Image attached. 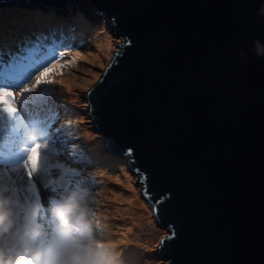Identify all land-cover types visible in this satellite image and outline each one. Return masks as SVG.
<instances>
[{"label": "water", "instance_id": "obj_1", "mask_svg": "<svg viewBox=\"0 0 264 264\" xmlns=\"http://www.w3.org/2000/svg\"><path fill=\"white\" fill-rule=\"evenodd\" d=\"M95 16L122 36L89 88L167 264H264V0H0ZM28 4V5H27Z\"/></svg>", "mask_w": 264, "mask_h": 264}, {"label": "rangeland", "instance_id": "obj_2", "mask_svg": "<svg viewBox=\"0 0 264 264\" xmlns=\"http://www.w3.org/2000/svg\"><path fill=\"white\" fill-rule=\"evenodd\" d=\"M20 8L0 6V87L11 85L9 89L17 93L15 114L4 112L0 105V177L7 176L25 198L42 200L45 205L50 196L58 198L69 185L87 186L98 202L101 234L113 243L122 264H167L158 256V249L169 232L157 226L152 206L127 160L113 155L117 159L112 161L103 156L101 150L108 151L106 136L93 120L89 88L103 74L116 48H120L122 36L100 16L92 18L100 25L96 27L88 26L92 21H85L81 15L74 16V25L63 28L61 33L57 29V33L49 34L51 47H42L45 53L35 56L38 62L32 66L17 65L30 50L39 49L44 35L36 30L37 37L29 39L19 31L36 28L32 26L34 21L48 20V13L56 16L48 9L34 13L39 8L31 5ZM85 23L86 29L80 30ZM53 63L63 66L48 77L55 84L40 85L34 91L19 94L20 88L34 84L35 77ZM33 128L41 140L46 134L50 147L60 155L51 160L55 167L47 178L38 173L29 182L20 165L26 157L24 149L31 146L28 133ZM33 193L37 198H32ZM41 222H49L44 213Z\"/></svg>", "mask_w": 264, "mask_h": 264}, {"label": "clouds", "instance_id": "obj_3", "mask_svg": "<svg viewBox=\"0 0 264 264\" xmlns=\"http://www.w3.org/2000/svg\"><path fill=\"white\" fill-rule=\"evenodd\" d=\"M259 14L264 15V8ZM254 44L264 56V45ZM28 139L42 141L35 128ZM97 203L87 186L69 185L45 205L25 198L7 176L0 177V264H122L120 253L101 234ZM42 213L47 224L41 222Z\"/></svg>", "mask_w": 264, "mask_h": 264}, {"label": "snow or ice", "instance_id": "obj_4", "mask_svg": "<svg viewBox=\"0 0 264 264\" xmlns=\"http://www.w3.org/2000/svg\"><path fill=\"white\" fill-rule=\"evenodd\" d=\"M59 67L63 66L58 63H53L51 67H45L44 70L35 77V83L31 86L20 88L19 94L34 91L40 85L55 84L56 81L49 79L48 77L55 74L56 69ZM16 95L17 93L10 90L9 87H0V105L3 106V111L10 115L15 114L17 111V106L14 102ZM24 151L26 152V157L22 161L20 167L22 166L29 182H32L38 173L41 177L47 178L50 169L55 167L51 163V160L60 155L55 148L50 147L46 134L41 142L31 143V146L26 147ZM52 191H56L55 187L52 188ZM32 198H37L35 193H33Z\"/></svg>", "mask_w": 264, "mask_h": 264}, {"label": "trees", "instance_id": "obj_5", "mask_svg": "<svg viewBox=\"0 0 264 264\" xmlns=\"http://www.w3.org/2000/svg\"><path fill=\"white\" fill-rule=\"evenodd\" d=\"M20 9H24V8H20ZM44 12V11H46L45 9L43 10V9H37V12H34V13H42V12ZM54 14V13H53ZM48 15H50L51 17H48L47 19L48 20H44V19H42V18H37L35 21H34V23H35V25H32V26H37L36 28H32V29H30V30H27V29H23V30H20L19 31V33L20 34H23V35H26L29 39H32V38H34L35 36L37 37V34L36 35H34L35 34V31L36 30H38V31H43L44 32V38H41V41H40V46H39V49L37 48V49H32V50H30L29 51V53L27 54V57L25 58V60H19L16 64L17 65H21L22 63H25V65L26 64H28V65H30V66H32L33 64H35L36 62H38L39 60L38 59H36L35 58V56H36V54H42V53H45V52H42L41 51V49H42V47H44L45 49H47L48 47H51V45H49V39H50V37L51 36H49V34L50 33H57V29L59 30L58 31V33H61L64 29L63 28H65V27H68V26H72V25H74L73 24V22L71 21L73 18H74V16L75 17H77V16H79V15H81V18H83L85 21H86V19H88V18H86V17H83L82 15L83 14H81V13H77V14H74L72 11H69V13L66 15V16H64L65 14H63V15H56V16H52L51 15V13H48ZM55 17V18H54ZM54 18V19H53ZM70 19V20H69ZM11 20V19H10ZM55 20H58V21H55ZM89 21H91L90 19H88ZM9 21V20H8ZM8 21H6L5 22V25L7 24V22ZM58 22H61V24H59ZM90 24H87L88 26H94V27H96V26H100L99 24H97V22H95L94 20L92 21V22H89ZM58 26H60V27H58ZM87 26V27H88ZM7 27V26H6ZM63 29V30H62ZM80 30H85L86 29V23L84 24V26L83 27H81V28H79ZM53 36V35H52ZM44 39H46L45 41H43ZM6 80V79H5ZM5 82V84L7 83V80L6 81H4ZM11 86V85H10ZM10 86H6V87H10ZM102 152H103V156L105 157V158H108V159H110V160H112V161H116L115 159H117V158H115V157H113V154H111L110 152L108 153V151H106V150H101ZM120 164V163H119ZM131 260V259H130ZM135 264V263H134Z\"/></svg>", "mask_w": 264, "mask_h": 264}, {"label": "bare ground", "instance_id": "obj_6", "mask_svg": "<svg viewBox=\"0 0 264 264\" xmlns=\"http://www.w3.org/2000/svg\"><path fill=\"white\" fill-rule=\"evenodd\" d=\"M107 37V36H106ZM42 38H44L43 36H42ZM108 39V38H107ZM106 46V45H105ZM103 47H104V45H103ZM73 101V100H72ZM73 103V102H72ZM71 113V112H70ZM72 114V113H71ZM70 118H72L71 117V115H70ZM90 144H92V143H90ZM92 148H94V146L92 147ZM93 150V149H92ZM95 156H97V155H95ZM101 159V158H100ZM103 183V182H102ZM134 220V219H133ZM137 220H139V217H137ZM129 222V221H128ZM130 224V223H129ZM125 225H126V223H125ZM128 225V224H127ZM129 226V225H128ZM130 227H132V226H130ZM139 227V226H138ZM130 229V228H129ZM129 261H130V259H129ZM131 262V261H130Z\"/></svg>", "mask_w": 264, "mask_h": 264}]
</instances>
